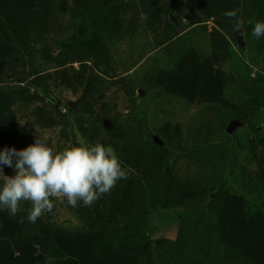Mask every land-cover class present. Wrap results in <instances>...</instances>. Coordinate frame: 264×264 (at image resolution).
<instances>
[{
	"label": "rangeland",
	"instance_id": "obj_1",
	"mask_svg": "<svg viewBox=\"0 0 264 264\" xmlns=\"http://www.w3.org/2000/svg\"><path fill=\"white\" fill-rule=\"evenodd\" d=\"M229 1L238 11L225 22L207 17L197 0H41L37 13L16 12L20 25L0 44L6 54L9 44L16 48L0 60V89L19 97L12 148L22 150L37 137L56 150L102 143L127 170L92 205L54 201L37 221L115 239L141 235L153 264H230V250L204 230L207 203L220 188L251 204L264 198L251 151L264 136V101L254 96L264 92V48L248 36L264 0ZM192 48L216 59L234 108L191 104L162 89L159 76ZM3 170L16 174L7 165ZM126 195L124 216L97 221L98 211ZM31 207L19 206L25 224L16 256L52 264L37 244L40 229L28 220Z\"/></svg>",
	"mask_w": 264,
	"mask_h": 264
},
{
	"label": "trees",
	"instance_id": "obj_2",
	"mask_svg": "<svg viewBox=\"0 0 264 264\" xmlns=\"http://www.w3.org/2000/svg\"><path fill=\"white\" fill-rule=\"evenodd\" d=\"M39 1L41 0L0 1V44L4 35L9 38L16 24L19 27L20 21L16 14L37 13L41 6ZM197 1L207 17L219 16L223 22L229 19L225 16L233 7L229 0ZM151 8L152 6L148 11ZM256 21H264V2L256 7ZM5 25L7 29H3ZM253 27L248 29L251 42L264 48V36L254 38L251 35ZM232 39L238 41V36L233 34ZM8 46L7 54L0 50L1 61H8L16 52L14 45ZM158 81L165 92L180 96L191 104L217 102L235 107L224 96L225 73L216 66V59L212 56L202 58L193 48L181 56L175 68L162 73ZM254 96L257 100L264 101V92L261 94L257 90ZM18 100L19 97L14 92L0 89V152L13 147L12 131L16 118L14 105ZM251 151L258 163V185L263 195L264 136H258L252 141ZM129 157L135 158L131 155ZM129 196L115 198L107 208L98 211L97 221L116 220L124 216ZM207 207L209 218L205 227L203 225L204 230L230 250L232 258L227 262L264 264V198L260 197L258 204H251L248 198L220 188L212 192ZM35 223L41 231L36 239L37 244L44 256L54 259L52 264H153L148 259L151 254L141 235H125L115 239L100 231L71 232L59 225L41 223V220ZM24 224L25 221L18 215L12 217L8 210L0 211V264L35 263L31 259L16 256L17 238L23 233Z\"/></svg>",
	"mask_w": 264,
	"mask_h": 264
},
{
	"label": "clouds",
	"instance_id": "obj_3",
	"mask_svg": "<svg viewBox=\"0 0 264 264\" xmlns=\"http://www.w3.org/2000/svg\"><path fill=\"white\" fill-rule=\"evenodd\" d=\"M238 10L225 13L235 18ZM242 24L237 21L235 29ZM251 35L264 36V21H256ZM13 167L14 176L4 174L3 166ZM127 178V170L111 145L81 144L56 150L46 137H37L35 143L22 150L5 148L0 152V207L15 217L22 201L32 207L28 220L35 223L44 213H51L54 201L76 207L84 206L109 193L118 180Z\"/></svg>",
	"mask_w": 264,
	"mask_h": 264
},
{
	"label": "water",
	"instance_id": "obj_4",
	"mask_svg": "<svg viewBox=\"0 0 264 264\" xmlns=\"http://www.w3.org/2000/svg\"><path fill=\"white\" fill-rule=\"evenodd\" d=\"M2 70H3V63L0 62V73L2 72Z\"/></svg>",
	"mask_w": 264,
	"mask_h": 264
}]
</instances>
